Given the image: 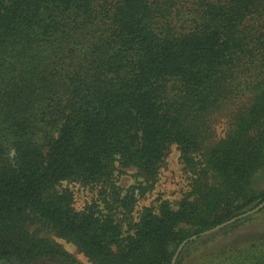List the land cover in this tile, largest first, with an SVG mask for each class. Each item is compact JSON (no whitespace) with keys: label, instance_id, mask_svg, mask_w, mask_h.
<instances>
[{"label":"trees","instance_id":"16d2710c","mask_svg":"<svg viewBox=\"0 0 264 264\" xmlns=\"http://www.w3.org/2000/svg\"><path fill=\"white\" fill-rule=\"evenodd\" d=\"M262 221L264 0H0V264H264Z\"/></svg>","mask_w":264,"mask_h":264},{"label":"rangeland","instance_id":"374dc122","mask_svg":"<svg viewBox=\"0 0 264 264\" xmlns=\"http://www.w3.org/2000/svg\"><path fill=\"white\" fill-rule=\"evenodd\" d=\"M225 122L222 120L218 124L219 133H224ZM141 178L136 175L135 170H126L122 173H117V184L126 193L132 186L138 185ZM190 175L184 170V164L181 160L179 148L174 146L169 155L165 166L162 168L159 180L155 189L140 198L137 209H142L146 206L156 205L157 198L162 195L163 198L177 202L182 195L189 190ZM75 195V206L81 210L86 205L97 199V190L89 187H83L80 184H72L68 186ZM233 238L237 240L251 239V235H264V222L259 224L251 223L240 227L233 233ZM236 240V241H237ZM57 241L82 264H92L89 259L79 251V249L71 242L64 239Z\"/></svg>","mask_w":264,"mask_h":264},{"label":"water","instance_id":"95a60500","mask_svg":"<svg viewBox=\"0 0 264 264\" xmlns=\"http://www.w3.org/2000/svg\"><path fill=\"white\" fill-rule=\"evenodd\" d=\"M186 243H184L180 248L179 250L177 251V254L180 252V250L185 246Z\"/></svg>","mask_w":264,"mask_h":264}]
</instances>
